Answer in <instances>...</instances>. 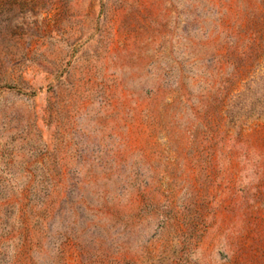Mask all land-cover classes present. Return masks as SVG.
Masks as SVG:
<instances>
[{"label":"rangeland","instance_id":"obj_1","mask_svg":"<svg viewBox=\"0 0 264 264\" xmlns=\"http://www.w3.org/2000/svg\"><path fill=\"white\" fill-rule=\"evenodd\" d=\"M263 73L264 0H0V264H264Z\"/></svg>","mask_w":264,"mask_h":264},{"label":"trees","instance_id":"obj_2","mask_svg":"<svg viewBox=\"0 0 264 264\" xmlns=\"http://www.w3.org/2000/svg\"><path fill=\"white\" fill-rule=\"evenodd\" d=\"M254 85L250 86L247 93L241 99H233L231 103V111L229 112L231 116L236 117L239 112L243 111L247 106H249L253 112H257L258 115L264 114V73L253 81ZM256 97H252V95ZM240 95L237 96L239 98Z\"/></svg>","mask_w":264,"mask_h":264}]
</instances>
